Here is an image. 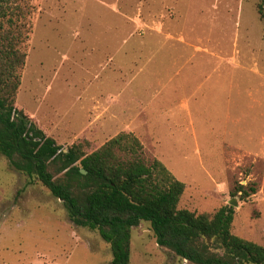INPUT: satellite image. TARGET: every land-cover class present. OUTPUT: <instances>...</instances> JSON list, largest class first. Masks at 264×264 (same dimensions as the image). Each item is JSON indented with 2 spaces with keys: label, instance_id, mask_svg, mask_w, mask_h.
<instances>
[{
  "label": "rangeland",
  "instance_id": "374dc122",
  "mask_svg": "<svg viewBox=\"0 0 264 264\" xmlns=\"http://www.w3.org/2000/svg\"><path fill=\"white\" fill-rule=\"evenodd\" d=\"M257 2L13 3L0 18V35L9 33L25 54L14 107L64 151L87 142L91 153L132 133L147 161L159 160L185 185L179 209L212 216L229 206L231 233L264 247V23ZM111 258L96 231L74 226L60 200L0 154V264ZM129 259L190 264L159 247L147 222L131 230Z\"/></svg>",
  "mask_w": 264,
  "mask_h": 264
},
{
  "label": "trees",
  "instance_id": "16d2710c",
  "mask_svg": "<svg viewBox=\"0 0 264 264\" xmlns=\"http://www.w3.org/2000/svg\"><path fill=\"white\" fill-rule=\"evenodd\" d=\"M19 1L0 0V18ZM256 7L264 23V0ZM8 34L0 35V154L29 183L40 182L60 200L74 226L96 231L109 245L110 264H130L131 230L140 222L149 223L159 247L190 264H264L263 246L231 233V207L212 216L179 209L185 185L159 160L147 161L132 133H120L91 153L85 152L87 142L64 151L17 110V70L25 54Z\"/></svg>",
  "mask_w": 264,
  "mask_h": 264
},
{
  "label": "water",
  "instance_id": "95a60500",
  "mask_svg": "<svg viewBox=\"0 0 264 264\" xmlns=\"http://www.w3.org/2000/svg\"><path fill=\"white\" fill-rule=\"evenodd\" d=\"M81 173L84 174L85 172L83 170H81ZM230 205H235V203L234 202H231Z\"/></svg>",
  "mask_w": 264,
  "mask_h": 264
}]
</instances>
